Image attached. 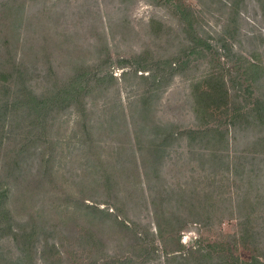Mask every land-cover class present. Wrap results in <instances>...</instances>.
Listing matches in <instances>:
<instances>
[{
  "label": "rangeland",
  "instance_id": "374dc122",
  "mask_svg": "<svg viewBox=\"0 0 264 264\" xmlns=\"http://www.w3.org/2000/svg\"><path fill=\"white\" fill-rule=\"evenodd\" d=\"M0 57L90 78L18 179L0 151V264H264V0H0Z\"/></svg>",
  "mask_w": 264,
  "mask_h": 264
},
{
  "label": "trees",
  "instance_id": "16d2710c",
  "mask_svg": "<svg viewBox=\"0 0 264 264\" xmlns=\"http://www.w3.org/2000/svg\"><path fill=\"white\" fill-rule=\"evenodd\" d=\"M234 7L235 2L230 3V8L233 9ZM20 26L21 23H19V27ZM75 61H73L69 68V71L71 72L69 75L70 77H67V79L63 81L50 83L40 92H35L30 89V85L27 82L28 79L23 75V70H20L22 69L20 68L22 64H15V62L10 63L0 57V151L3 148V145L8 141H11L14 145V148L12 147L13 149L9 148L10 150H7L12 153V155L5 154L2 170L5 169L6 171L5 167L10 166L11 169H7L8 174L11 176L16 175V179L20 176L19 168L21 166L25 167L27 164L28 157L26 159L22 156L29 144L36 146L34 152H32V154L35 155V151L41 149L39 146L41 143H44L46 133L51 129L53 121L57 118V115L62 110L65 111L72 105H77L79 103L78 97L82 90L87 88L90 78L87 76V72H81V70H83L82 67L79 68L77 66L78 61H81ZM151 77L155 81L157 73H152ZM251 103L252 107L248 113H252V115L250 114V117L254 114L255 117L259 118L258 124L261 128L260 132H262V135L259 136L257 141L264 143V117H262L264 115V101L255 98ZM81 110L82 112L85 111V109ZM85 129L87 130L88 128L86 127ZM31 137L32 140L30 141ZM138 137L139 136L134 133V143H136V140L140 142ZM156 137L157 134L155 133V138ZM147 141L153 142L154 140ZM1 161L2 160H0V162ZM1 179L3 180L2 176ZM4 192L5 190L1 187L0 199ZM255 204H258L257 200H255ZM92 209L104 212V210L95 207ZM2 214L3 210L1 211L0 201V217ZM1 224L3 223L0 218V234L7 228L4 225L1 227ZM170 252H165L166 256L164 257L163 262L166 264L169 261L175 260H179L181 264H204L202 262L204 254H202L199 249L195 252V254H198L192 258L194 259L193 263H190L187 260V257ZM1 254L2 253L0 252V255ZM22 257L23 254L17 259L22 262ZM130 262L132 264V259H130ZM134 263H136V260ZM257 263L263 264L259 261H257Z\"/></svg>",
  "mask_w": 264,
  "mask_h": 264
}]
</instances>
